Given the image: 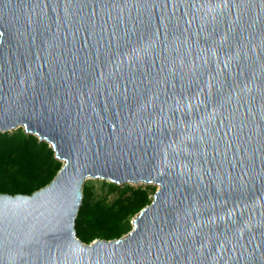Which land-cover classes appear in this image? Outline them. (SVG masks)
<instances>
[{
    "label": "water",
    "instance_id": "1",
    "mask_svg": "<svg viewBox=\"0 0 264 264\" xmlns=\"http://www.w3.org/2000/svg\"><path fill=\"white\" fill-rule=\"evenodd\" d=\"M62 165L0 192V264H264V0H0V132ZM155 183L85 242L87 178Z\"/></svg>",
    "mask_w": 264,
    "mask_h": 264
},
{
    "label": "trees",
    "instance_id": "2",
    "mask_svg": "<svg viewBox=\"0 0 264 264\" xmlns=\"http://www.w3.org/2000/svg\"><path fill=\"white\" fill-rule=\"evenodd\" d=\"M62 161L49 142L40 140L22 126L0 132V192L32 193L56 175ZM105 194L97 195L95 185L84 184V197L76 217L77 235L85 242L96 238L122 236L132 225L131 216L151 201L150 187H134L127 183L113 199L108 194L119 184L103 181Z\"/></svg>",
    "mask_w": 264,
    "mask_h": 264
},
{
    "label": "rangeland",
    "instance_id": "3",
    "mask_svg": "<svg viewBox=\"0 0 264 264\" xmlns=\"http://www.w3.org/2000/svg\"><path fill=\"white\" fill-rule=\"evenodd\" d=\"M14 129H16V128H14ZM14 129H12V130H14ZM12 130H10V131H12ZM105 180H107V179H102L100 177H90V178H87L85 182H89V183L94 184L95 185V188H96L97 195H99L101 193L102 194H105L106 191H107V186L105 188L102 187L103 181H105ZM108 181H110V180H108ZM127 183L131 184L134 187H138V186L150 187L153 190V192L151 193V198L153 197L154 191L157 188V184H155V183H146V182H139V183H136V182H132V183L126 182V183H120L119 184V188H117V190H114L113 192H110L108 194V198L109 199H113L114 197H116L118 195V193L120 192L121 187H123V185H125ZM138 212L135 213L133 216H131V219H130L131 225H132V222L134 220V217L138 214Z\"/></svg>",
    "mask_w": 264,
    "mask_h": 264
}]
</instances>
